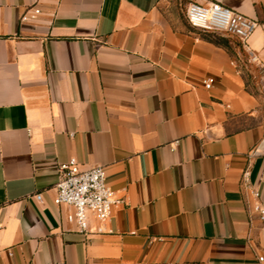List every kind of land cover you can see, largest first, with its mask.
I'll return each instance as SVG.
<instances>
[{"label": "crops", "instance_id": "obj_1", "mask_svg": "<svg viewBox=\"0 0 264 264\" xmlns=\"http://www.w3.org/2000/svg\"><path fill=\"white\" fill-rule=\"evenodd\" d=\"M190 2L257 20L248 48ZM263 87L264 0H0V264H264ZM72 157L112 232L54 203Z\"/></svg>", "mask_w": 264, "mask_h": 264}, {"label": "built area", "instance_id": "obj_2", "mask_svg": "<svg viewBox=\"0 0 264 264\" xmlns=\"http://www.w3.org/2000/svg\"><path fill=\"white\" fill-rule=\"evenodd\" d=\"M39 9H35L38 13ZM186 18L189 24L199 30L231 36L248 48V40L258 26V21L230 7L211 2L202 4L190 2L186 7ZM213 78L204 80L210 88ZM264 91V87H263ZM59 179L55 185L54 203L67 209L66 220L83 234L110 233L107 227L114 208L122 202L116 191L108 184L104 166L96 164L82 167L76 158L59 165ZM248 180V172L244 173ZM251 194L258 198L259 191L251 189ZM35 197L42 200V193ZM255 210L264 219V205L255 204ZM259 259L262 261L263 256Z\"/></svg>", "mask_w": 264, "mask_h": 264}]
</instances>
